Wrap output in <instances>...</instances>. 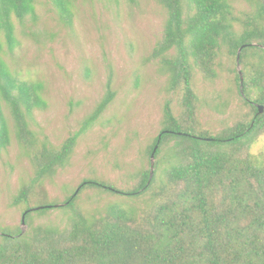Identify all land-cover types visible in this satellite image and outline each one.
Wrapping results in <instances>:
<instances>
[{
	"label": "trees",
	"instance_id": "16d2710c",
	"mask_svg": "<svg viewBox=\"0 0 264 264\" xmlns=\"http://www.w3.org/2000/svg\"><path fill=\"white\" fill-rule=\"evenodd\" d=\"M51 1L60 19L69 24L70 0ZM155 1L167 18L153 57L161 58L169 72L170 88L181 86L187 118L177 120L170 103L165 104L162 127L147 150L148 168L136 175L132 189L84 179L59 206L26 205L22 217L28 231H0V264H264V156L250 152L264 134V0H254L255 13L244 20L239 33L234 31L235 18L226 0ZM28 15L35 18L34 0H0V147L9 141L4 102L11 111L16 139L32 152L35 171L32 184L23 188L15 204L33 200L34 185L65 164L76 139L68 138L59 149L45 141L36 147L27 118L44 104L42 85L19 79L2 56L5 45L14 46L15 22L24 24ZM223 45L233 57L241 48L243 95L237 72L234 82L251 117L216 134L198 132L191 69L214 78ZM172 49L176 53L170 57ZM112 97L107 91L84 126L97 119ZM257 105L263 107L260 114ZM170 139V153L159 159ZM165 163L159 175V166ZM85 189L118 200L104 214L87 215L77 204ZM146 195L148 200L140 199ZM52 209L70 211L64 226L32 225V213Z\"/></svg>",
	"mask_w": 264,
	"mask_h": 264
},
{
	"label": "rangeland",
	"instance_id": "374dc122",
	"mask_svg": "<svg viewBox=\"0 0 264 264\" xmlns=\"http://www.w3.org/2000/svg\"><path fill=\"white\" fill-rule=\"evenodd\" d=\"M226 1L235 18L234 31L239 33L244 20L255 13L254 0ZM34 8L35 18L28 15L24 24L15 22L14 46L5 45L2 56L19 79L42 85L44 104L27 118L36 147L45 141L59 149L68 138L76 139L65 164L34 185L30 191L33 200L15 204L23 188L32 184L35 171L32 152L16 139L11 111L2 102L9 141L0 147V231L13 233L19 228L22 233L28 231L22 224L26 205L59 206L84 179L119 190L132 189L136 175L148 168L147 150L162 127L165 104L170 103L177 120L187 118L181 86L170 88L169 72L161 58L153 57L167 18L166 10L155 0H70L69 24L60 19L51 0H34ZM175 53L172 49L168 56ZM241 70L226 45L217 53L214 78L192 67L198 132L216 134L251 117L234 82L235 72ZM107 91L113 94L111 102L95 121L84 126ZM172 143L168 140L159 159L168 156ZM250 152L258 158L264 156V134ZM165 166H159V175ZM116 200L115 195L85 189L77 204L87 215H97L104 214ZM69 213L66 209L32 213V225L62 227Z\"/></svg>",
	"mask_w": 264,
	"mask_h": 264
},
{
	"label": "water",
	"instance_id": "95a60500",
	"mask_svg": "<svg viewBox=\"0 0 264 264\" xmlns=\"http://www.w3.org/2000/svg\"><path fill=\"white\" fill-rule=\"evenodd\" d=\"M240 50H241V48H240ZM240 50L237 53V63L238 64H239ZM238 74H239V78H240V92L243 95L244 94L243 93V75H242V72L241 71H239ZM257 108L259 109V112H258L259 114L263 112V107L261 105H257ZM155 150L156 149H154V152H155ZM153 163H154V154L152 153V155H151V171H150V177H152V175H153V171H152ZM36 209H38V208H36ZM22 224L24 225L23 217H22Z\"/></svg>",
	"mask_w": 264,
	"mask_h": 264
}]
</instances>
